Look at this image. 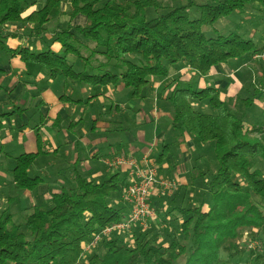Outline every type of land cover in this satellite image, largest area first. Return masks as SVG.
I'll return each instance as SVG.
<instances>
[{
  "label": "trees",
  "instance_id": "1",
  "mask_svg": "<svg viewBox=\"0 0 264 264\" xmlns=\"http://www.w3.org/2000/svg\"><path fill=\"white\" fill-rule=\"evenodd\" d=\"M62 1L0 0V49L64 82L113 84L116 89L122 86L130 99L142 97L146 85L167 78L171 66L179 62L205 75L233 57L251 60L264 46V25L254 26L249 20L250 15H263L264 0H176L166 5L161 0H70L71 19L53 33L52 42L59 44V49L50 44L39 50L9 45L8 38L18 36L14 24L26 19L39 22L44 30L43 25L53 18V10ZM35 3L40 5L24 15ZM256 4L260 9L251 13V6L256 8ZM148 8L156 14L147 17ZM192 9L197 13L192 14ZM78 14H84L85 20L72 23ZM238 15L242 16V29L240 22L236 25L233 21L229 28H216L214 35L203 31L207 24ZM6 24L8 31L4 30ZM259 28L262 35L255 38ZM69 53L77 60L69 58ZM72 88L66 90L65 97L75 104L90 102L97 95L91 93L89 99L72 97ZM259 90H264V78L255 92ZM255 92L244 100L254 101ZM204 98L214 112L194 106L193 99ZM164 99L160 105L173 110L171 124L178 141L190 134L202 142H214L219 167L207 181L211 196L207 207L203 201L192 199L191 205L173 204L165 210L156 207L159 224L176 221L167 232L169 239L149 236L137 224L119 231L133 240L128 242L119 233L104 235L100 240L104 251L83 258L88 250L85 245L96 232L127 217V170L111 172L101 181L95 179L93 168L79 167L84 157H79L83 147L77 139L75 146L82 153L69 166L56 164L54 173L58 177L51 180L48 172L38 169L45 162L36 163L44 156L50 159L59 155L60 150L67 149L66 142L61 141L54 152L40 147L24 151L15 155L14 165L7 167L13 178L1 187L8 204L0 205V264H175L182 254L187 255L184 264H232L231 259H242L246 253L249 264H264V122L247 126L246 108L231 109L214 86L193 88L191 82L178 81ZM62 121L60 112L53 122L62 127ZM74 125L70 120L67 127L71 130ZM120 125L103 134L108 137L111 130H126ZM254 132L263 136H253ZM163 154L155 155L158 162ZM85 155L100 158L98 153ZM48 182L52 188L45 196L38 190ZM20 189L40 198L29 204L32 207L21 221L10 206Z\"/></svg>",
  "mask_w": 264,
  "mask_h": 264
},
{
  "label": "rangeland",
  "instance_id": "2",
  "mask_svg": "<svg viewBox=\"0 0 264 264\" xmlns=\"http://www.w3.org/2000/svg\"><path fill=\"white\" fill-rule=\"evenodd\" d=\"M44 2V0H42ZM162 3L164 5L166 4H174V2H176V0H161ZM179 2H181V0H178ZM195 1H199V0H195ZM69 2L70 0H63L60 7L56 8L53 10V18L48 21L47 23H45L43 25L44 30L42 29V25L39 22H29V21H21L18 22L17 24L13 25L12 28L15 26L16 29H18L17 31H20L21 35L24 34L26 37H24V40H30L31 42H34V45L36 44V42L38 41L39 43H41L40 48H42L43 46H46L47 44H50L52 47H54L55 49H59V44L52 42V38H53V33L56 30V27H58L59 25H64L66 22V20L71 19V16L69 14ZM40 5V3L36 6L38 7ZM259 5V4H258ZM256 4V8L254 6L252 7V11L251 13H255L258 10V6ZM260 9V7H259ZM263 9V11H260L261 15H250L249 17L251 19L250 22H253L254 26H258L260 25V27L262 25H264V6L261 8ZM192 14H196L197 11L196 10H191ZM238 13V12H237ZM147 17H152L156 14V11L153 8H148L146 11ZM85 15L84 14H78L76 15L73 20L72 23H78V22H82L85 20ZM262 17V18H261ZM263 20V21H262ZM233 21L236 22H240L241 23V29L243 28L242 26V16L238 15L235 19L233 18L232 20L230 19H226V18H221L220 20H218L216 23H214V25H210L207 24L206 26H203V31L207 34V35H214V33L216 32L215 29H220V27L226 25L228 26V28L233 24ZM17 25V26H16ZM235 25V23H234ZM262 28H259V31L257 33V35L255 36V38H259V36L262 35ZM14 31V30H13ZM42 31V32H41ZM32 32H34V34H32ZM83 40H85L86 38H83ZM39 48V49H40ZM69 58H72L73 60H77L75 58V55L72 53L68 54ZM240 60H238V62L233 61V63H240L242 58L241 57H236ZM235 58V59H236ZM253 61H249L248 64L250 63H254L256 65V67H258V69H260L264 75V56L257 58L255 57L254 59L252 58ZM78 63H80V61L78 60L76 62L77 65H79ZM184 65L183 62H179L176 65H172L171 66V70H170V74L167 78L164 79L163 81V86H165L163 89H159L158 91H156L155 87H154V82H150V84L146 85L144 87L143 90V96L139 97V98H133L130 99L128 97V94H126V92L122 89V86L118 85V88L116 89V85L113 84H102L101 85H97V84H88L86 82H82V81H72V80H65L66 83H68V85H66V83L64 82L63 78H54L51 81H48V78H52L50 75H48V73H46L45 70H43V73H46L44 75V77L41 80V85L43 88L47 89L49 84L52 90H54L57 94L54 95L55 99H52V103H51V108L56 109L57 107H61L63 105V102H68L65 95H66V90L69 88H72V90L69 91V94L72 97H82V98H88L91 95V93H96L97 95L92 97L93 99L90 102H85V104L82 103H76L79 104V106H75L74 102L72 104H68L67 110H71L72 108H74L71 113H73V124L74 127L73 129L76 130L78 136H76L74 133L70 132L69 129L67 128L68 131L65 130H60L59 132V137L62 136V138L64 140H71V139H78L79 135H87L86 133H88L89 131H94L93 134H90V137H94L95 135L99 134V133H104V131H106V129L109 128H120L118 126V124H121L120 126H123L124 128L127 127L129 129V131L132 130V132H127L125 130L121 129H117V130H111V132H105L108 133V142L107 143H101L98 145L99 148V154H100V158H96L94 159V161H92L91 163H93L92 168L95 169H99L101 170L102 174L99 175V177H96L95 179L97 180H103L104 177L114 171H121L120 165H109L106 164L105 159L113 157L112 155V151H115L116 148L119 146L118 143H115L113 141H115L114 139H120L123 138V140H131L132 138H136L138 137V130L141 129L146 121V117L141 116L139 114V111L144 110L146 112V116L149 115L150 110L154 107H160L163 108L160 105V102H163V100L161 101V96L160 93L163 92L165 89H169L171 90L172 87H174L175 83L180 81V82H191V80H185L181 78H178V75H180V68L181 66ZM237 67V66H236ZM263 67V70H262ZM31 73L30 75L33 76H29L26 79H28V83L29 84H34L36 78L38 77H34L36 75V72H38L36 67H31ZM257 69V70H258ZM188 76H186L187 78ZM195 75L192 76L193 80L197 77H195ZM67 78V77H66ZM253 78H255V84L258 87H262V81L263 78H260V76H258L257 74H255L253 76ZM56 79V81H55ZM32 80V81H30ZM26 82V81H25ZM23 84V82H22ZM193 88H196V86L191 83ZM22 86V85H21ZM20 86V87H21ZM256 86V87H257ZM199 88H202L199 87ZM156 93H158V96L155 97ZM232 93V92H230ZM256 93V94H255ZM254 93V96L256 97V99L254 101H245L247 100L248 97H242L243 93L242 92H236L235 95H227L226 97H229L227 104L228 106L233 109L234 111H240L241 109H245L247 110L246 113V118H245V123L247 124V126H250V124H259V123H263L264 122V91L259 90L257 92ZM37 95V93H34V91H32V93L25 94V97L28 96V101L27 103H31V101H33L35 99V96ZM252 92L251 95L252 96ZM225 97V98H226ZM245 99V100H244ZM261 100V101H259ZM194 101V106L199 108V110L201 111H205V112H214L215 109L214 107L210 104V102L207 99H193ZM245 101V102H244ZM167 102H169V100L167 99ZM202 102V103H201ZM204 102V103H203ZM263 104H262V103ZM70 103V102H69ZM118 103V105H117ZM199 103L200 104H205V106H201L199 107ZM112 104V107H111ZM207 104V105H206ZM247 106V107H246ZM66 107V106H65ZM168 110V109H166ZM169 112H171V115H173V110H169ZM33 119L36 118V116L32 117ZM40 114L38 113V117L35 119V122L38 120H40ZM76 118V120H74ZM140 118V123H138V121L136 119ZM66 119H68V117L66 116ZM79 119H81L79 122ZM69 120V119H68ZM33 122V123H35ZM168 123H172L171 118H165L163 117L161 120H159V123L157 124L156 122L153 121V124H149L150 125V129H147V133H146V138L144 139V143L148 146L150 144V142H152L154 140V137H157V131L158 128H167L170 124ZM66 124V123H65ZM100 126H99V125ZM155 125V126H154ZM172 126V124H171ZM140 127V128H139ZM139 128V129H138ZM154 129L156 131V133L154 132ZM137 130V131H136ZM99 132V133H98ZM46 134L47 131H46ZM253 136H257V137H262L263 135H261V133L259 132H254L252 134ZM192 136V135H191ZM194 137V136H192ZM195 139L196 141H200L198 140L196 137L194 138V140L191 141L190 144H188L186 147V149H181V145H180V141H176L173 142L174 140H176V138L174 137L173 141H171L170 143L167 141H162V140H158L157 142V146L155 147V150L153 151V145L150 144V146L148 148L152 149L153 154L154 155H158L161 152H164L166 155V159L169 160V163L171 164L170 167H172L173 169L171 170V172L168 174L171 178H175L176 179V175L173 173L176 171V169H182V167H186L188 166V176H192L194 179V186L191 189L192 193L191 195L190 190H188L187 188L185 189V191H187L186 193L183 191V189L181 188L180 185V180L176 179V187H174L170 192H165L163 198H162V202L163 204H168L170 205H191V202H201L203 201L204 203V207H207V204L210 201V193L207 191L208 188V184L207 181L209 180V178L211 177V173L213 172V170H216L219 167V160H218V156L215 150V146H214V142L213 141H208V142H201L202 143V152H201V148L199 147L198 150H195L194 152L192 151V149L195 147ZM263 143H264V138H262ZM79 143L83 146H85V144H83V141H81V139H78ZM112 141V144H110V142ZM184 141V140H183ZM109 145H113L112 148L108 146ZM74 143H69L68 145H66L67 149H62V151L60 150L59 155H57L54 158H48L47 156H44V158L42 157L41 160L37 161L36 164H39V162H45V166L46 168L49 170L48 171V177L54 178V177H58V175H55V171H54V166L51 165V163L57 164V166L59 165L61 166H69L70 163L73 161V159L75 158V151L76 149H72V145ZM90 145H88L89 147ZM61 149V148H60ZM90 149H83V152L85 151V153H87ZM127 151L129 149H126ZM126 150L122 151L120 154H127ZM185 150V151H183ZM192 151L190 152V157L193 156V160H188V156H187V151ZM78 151V150H77ZM82 153V152H79ZM202 153V155H201ZM128 155V154H127ZM134 156V155H131ZM169 156V157H168ZM79 157L86 159V155L84 153L80 154ZM136 157V156H135ZM165 158H162L161 161H167L164 160ZM170 160H173L175 162V164H172V161L170 162ZM157 161V160H156ZM168 162V161H167ZM9 165H14V162H10L8 163ZM160 166V165H159ZM40 167V166H39ZM80 168H84V164L82 162V164H79ZM64 171V170H62ZM85 171V170H84ZM48 185H50V182L48 183H44L42 185L39 186V192L43 193V189L46 190H50V188L48 187ZM194 188L195 191L193 190ZM161 191L163 190L162 188L160 189ZM193 191L196 192L194 196L193 195ZM27 193H31V191H29L28 189H20L16 195V199L15 201H13L10 206L11 209L15 212V217L17 219H19L20 221L23 220L26 216V212L28 209H31L32 205L29 206V203L26 201V194ZM40 195V194H39ZM27 196H32V201H30V204H33L36 202V200H40L39 197L37 196H33L28 194ZM192 199V201H191ZM7 196H6V192H2L0 189V205H7ZM200 204V203H199ZM153 206L156 208L158 207L155 203L153 204ZM163 210V209H161ZM126 211V209H125ZM156 212L158 214V210L156 208ZM176 214H178V212L176 211ZM158 217V216H157ZM160 221V217L157 218V220L155 219V217L153 219H151V221L149 222L148 226L145 228H142L144 231L143 232H147L149 236L153 235L154 237L160 239H169L167 232L170 229V227L176 223V221L173 219L170 222H162L161 224H159ZM123 231V230H121ZM120 231V232H121ZM130 231V230H129ZM114 233H119V230H114L112 233L108 234L109 237H111ZM119 234H123V237L127 239V241L129 242V240H133L131 239L129 234H125V233H119ZM108 237V238H109ZM94 251H104V247L102 245V243L100 242V240L98 241V243L92 247H90L85 253H84V257H86L87 255H89L90 253L94 252ZM247 253L245 255H243L242 259H236L233 258L231 259V263L232 264H249L248 260H247ZM246 259V260H245ZM187 261V255L186 254H182L181 256H179L177 258V260L175 261V264H184Z\"/></svg>",
  "mask_w": 264,
  "mask_h": 264
},
{
  "label": "crops",
  "instance_id": "3",
  "mask_svg": "<svg viewBox=\"0 0 264 264\" xmlns=\"http://www.w3.org/2000/svg\"><path fill=\"white\" fill-rule=\"evenodd\" d=\"M38 4H32L26 12H24V15H27L31 10L37 8ZM25 21H28L24 19ZM23 21V20H22ZM21 22V21H20ZM30 22V21H29ZM15 25V24H14ZM17 26V25H16ZM10 29L9 25L4 26V30L8 31ZM13 30L18 33V36L9 37L8 43L11 47H18L19 45H28L30 48L39 50L41 43L38 41L34 45V42L30 40H24V37H26L24 34L21 35L20 31H17L18 29L13 27ZM34 34V32H32ZM41 49V48H40ZM233 57L228 59L225 62L219 63L216 66H213L211 71L208 72L205 75H200L198 72L191 69L189 66H187L185 63L180 68V75H178V78L183 77L182 79L185 80H191V83H193L196 87H205V86H214L218 89L220 93V97L226 102L229 100V97H226L227 95H235L236 92H242V97H249L251 95V92H255L256 90V84L255 78L253 76L255 74L257 75H263L262 71L256 67L254 63L248 64L249 61L246 59H242L240 63L236 64L233 63V61L238 62V58ZM28 66L30 68H28ZM237 66V67H236ZM31 67L33 65H26V62L20 57L17 56H11L6 51L0 49V189L3 187L2 185L4 183H7L11 181L13 178L12 172L7 170L8 163L14 162L15 155L22 153L24 151H30V150H36L39 147L43 148L44 150H48L51 152H54L61 141L66 142L65 145H67L69 140H64L61 137H59V131L60 130H67V125L70 120H73V113L71 110H67L69 102H63V105L61 107H57L56 109L51 108L52 99H55L54 95L57 93L52 90L50 87V84L47 89L43 88L41 85V80L44 77L45 73H43L41 70H37L36 75L34 77H37L34 81V84H29L26 79L27 77L31 76ZM37 68V67H36ZM258 69V70H257ZM263 70V67H262ZM195 75V79L193 80L192 76ZM186 76H188L186 78ZM33 77V76H31ZM48 78V81L53 80ZM26 81V82H25ZM32 81V80H30ZM56 81V79H55ZM164 78L162 79H154V87L156 91L159 89H163L165 86H163ZM23 82V84H22ZM33 82V81H32ZM22 85V86H21ZM21 86V87H20ZM37 93L35 96V99L31 101V103H27L28 96L25 97V94L28 93ZM264 91V90H263ZM169 89H165L163 92L160 93V96L163 100L168 94ZM232 92V93H230ZM158 96V93H156L155 97ZM226 97V98H225ZM261 101V100H259ZM202 103V102H201ZM204 103V102H203ZM262 103V102H261ZM75 104V103H74ZM263 104V103H262ZM207 105V104H206ZM66 106V107H65ZM75 106H79V104H75ZM205 106V104H200L199 107ZM62 114L63 121L61 122L62 127L59 125H54V119L58 115V113ZM38 113L40 114V120L35 122V119L38 117ZM140 117H146V121L141 129L138 130V137L132 138L131 140H123V138L120 139H114L115 141L111 140L110 144H112V141L115 143H118L119 146L116 148L115 151H112L111 156L119 155L122 151L126 150L128 156L134 155L135 158L140 159L144 152L151 151L150 156L151 158L156 160V156L153 154V151L155 150V147L157 146L158 140L171 142L173 141L175 137L174 127L170 124L167 128H158L157 137H154V140L150 142V144L153 145V151L152 149L148 148L150 144L147 146L144 143V139L146 138V133L148 132L147 129H150L149 124H153V121L157 124L159 123V120H161L163 117L171 118L172 115L169 110L160 108V107H154L150 110L149 115L146 116V112L144 110L139 111ZM33 116H36V118H32ZM66 116L68 119H66ZM76 120V118L74 119ZM138 123H140V118L136 119ZM35 122V123H33ZM66 123V124H65ZM99 125V124H98ZM100 126V125H99ZM155 126V125H154ZM46 131L48 134H46ZM70 132L74 133L76 136H78L77 132L74 129L69 130ZM127 132L129 131L128 128H126ZM137 131V130H136ZM93 130L86 133L87 135H79L78 139H81L83 141V144L85 146L81 145L83 149H90L87 153L85 151L83 153L90 155H93L94 153L99 154V148L98 145L101 143H107L108 137L103 134L99 133L95 135L94 137H90V134H93ZM154 132L156 133L155 129ZM38 135L40 136L41 140L38 141ZM176 138V137H175ZM74 143L72 145V149H76L75 144L78 140L71 139ZM194 140V137H192L190 134H186L184 136V141H180L181 149H186L187 145L191 143V141ZM178 141L177 139L173 142ZM76 142V143H75ZM202 141H196L195 139V147L192 149L194 152L195 150H198V148H201L202 152ZM88 145H90L88 147ZM114 145V144H113ZM113 145L108 146L112 148ZM185 151V150H183ZM187 151L188 160H193V156L190 157L189 150ZM80 151H75V158L73 161L77 158V154ZM126 154V155H127ZM202 155V153H201ZM169 157V156H168ZM166 159L165 153L163 154V157ZM94 159H83V164L87 167L92 169ZM168 161V162H167ZM167 161H156L158 166V177L159 179L164 178H171L168 174L173 169L170 167L169 160ZM172 164H175L173 160ZM54 167H56V164L51 163ZM160 165V166H159ZM122 171L127 170V164L120 166ZM41 171L47 173L49 170L46 168V166H40L38 167ZM177 177V180H180V185L183 191L186 193L185 189L187 188L190 190V195L192 193L191 189L195 182L193 177L190 175L188 176L189 170L188 166L182 167V169H176L175 172H173ZM102 174L101 170L93 168V174L94 177H99V175ZM51 185H48L49 188H52ZM163 189V186L158 181L151 194H150V201L153 205L154 203L158 206V209L165 210L169 207L168 204H163L162 198L166 191L160 190ZM196 188L193 190L195 191ZM30 191V190H29ZM193 191V195H195L196 192ZM43 192L45 196L48 195V192L46 189H43ZM28 194L32 195L31 193L26 194V201L30 204V201H32V196H27ZM163 195V196H162ZM34 196V195H33ZM49 196V195H48ZM130 209V208H129ZM128 210V209H127ZM158 216V214H157ZM155 217L157 220L158 217Z\"/></svg>",
  "mask_w": 264,
  "mask_h": 264
},
{
  "label": "built area",
  "instance_id": "4",
  "mask_svg": "<svg viewBox=\"0 0 264 264\" xmlns=\"http://www.w3.org/2000/svg\"><path fill=\"white\" fill-rule=\"evenodd\" d=\"M262 56H264V46L261 51L253 54V58ZM150 153V150L144 152L140 159L125 154L105 159L106 164L110 166L127 164L129 182L124 187V194L130 203V210L124 220L114 222L96 232L85 245L86 250L96 245L104 235H108L114 230L131 229L137 224L145 228L148 226L149 221L157 216L156 208L150 201V194L155 184L159 181L163 186V190L170 192L176 187V179H159L157 162L151 158Z\"/></svg>",
  "mask_w": 264,
  "mask_h": 264
}]
</instances>
